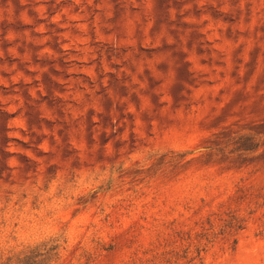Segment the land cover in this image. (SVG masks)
<instances>
[{
	"label": "rangeland",
	"instance_id": "1",
	"mask_svg": "<svg viewBox=\"0 0 264 264\" xmlns=\"http://www.w3.org/2000/svg\"><path fill=\"white\" fill-rule=\"evenodd\" d=\"M0 264H264V0H0Z\"/></svg>",
	"mask_w": 264,
	"mask_h": 264
}]
</instances>
